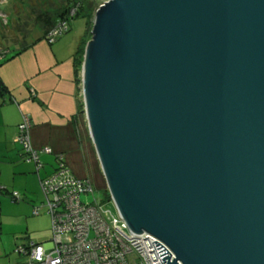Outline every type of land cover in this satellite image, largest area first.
Segmentation results:
<instances>
[{
	"label": "water",
	"instance_id": "water-1",
	"mask_svg": "<svg viewBox=\"0 0 264 264\" xmlns=\"http://www.w3.org/2000/svg\"><path fill=\"white\" fill-rule=\"evenodd\" d=\"M81 64L106 189L166 264H264V0H107Z\"/></svg>",
	"mask_w": 264,
	"mask_h": 264
},
{
	"label": "crops",
	"instance_id": "crops-1",
	"mask_svg": "<svg viewBox=\"0 0 264 264\" xmlns=\"http://www.w3.org/2000/svg\"><path fill=\"white\" fill-rule=\"evenodd\" d=\"M13 3L0 0V12L6 17L5 23L0 20V47L8 50V58L0 64V81L7 89L0 98V193L11 200L13 190L40 191L38 178L53 172L58 155L76 177L106 189L86 118L79 108L77 47L60 41L61 37L49 44L41 17L45 12L34 8L29 22L21 17L23 5L21 11L20 5ZM51 19L54 24L58 17ZM23 115L31 120L28 134L32 147L51 150L39 153L43 166L38 173L33 162L24 160L16 140ZM23 199L29 200L26 195Z\"/></svg>",
	"mask_w": 264,
	"mask_h": 264
},
{
	"label": "built area",
	"instance_id": "built-area-1",
	"mask_svg": "<svg viewBox=\"0 0 264 264\" xmlns=\"http://www.w3.org/2000/svg\"><path fill=\"white\" fill-rule=\"evenodd\" d=\"M75 8L47 29L45 40L51 44L70 27ZM4 16V15H3ZM7 49H0V60L7 55ZM83 112V109H82ZM31 120L22 116L17 125L16 140L21 145L23 157L35 164V170L43 166L39 153H51L48 147L34 149L29 139ZM43 202L33 207L32 214L38 215L45 208L51 220V237L44 242L28 241L15 251L24 256L18 264H166L161 263L152 244L160 243L154 236L133 232L116 209L110 196L105 203L93 197L82 199V194L93 192L88 179L76 177L65 164L62 156H56V167L52 173L38 178ZM1 190V189H0ZM18 201L17 192L10 195ZM112 204L115 211L106 207Z\"/></svg>",
	"mask_w": 264,
	"mask_h": 264
},
{
	"label": "rangeland",
	"instance_id": "rangeland-1",
	"mask_svg": "<svg viewBox=\"0 0 264 264\" xmlns=\"http://www.w3.org/2000/svg\"><path fill=\"white\" fill-rule=\"evenodd\" d=\"M12 1L14 2L13 5H23V8L20 5V9H23V11L21 9V17L29 20V22L30 18L33 16L34 8L43 10L45 13L50 14L51 17H56L58 12L67 4V0ZM100 1L105 2L107 0ZM3 15L4 14L0 12V20L5 23L6 17ZM87 19L85 13H82L71 20L69 31L61 35L60 41L64 39V42L71 43L73 47H77L79 42L86 38ZM0 49L5 48L0 47ZM79 77H81V75H79ZM79 91L82 102L81 79L79 82ZM51 171L48 172V174H50ZM104 190L103 187L94 185L92 193H88L87 195L82 194L81 197L85 201H91L94 197L98 202L105 203L106 196ZM11 192L18 193V201H11L8 197L0 193V264H18L23 261L24 256L16 252L15 249L18 245L26 242L27 239L42 243L51 237V220L46 209L43 208L38 215L32 214L33 207L40 206L43 202L42 192L35 191L33 194L24 190H13ZM23 195H26L29 200H24ZM106 207L115 211L112 204L106 203Z\"/></svg>",
	"mask_w": 264,
	"mask_h": 264
},
{
	"label": "trees",
	"instance_id": "trees-1",
	"mask_svg": "<svg viewBox=\"0 0 264 264\" xmlns=\"http://www.w3.org/2000/svg\"><path fill=\"white\" fill-rule=\"evenodd\" d=\"M103 2L104 1H100V0H67V4L65 5V7L62 10H60L58 12V14L56 15L58 17V19L62 18L69 12V10L71 8H75V15L71 18V20L76 18L78 15H81L82 13H85V15L88 18L87 22H86V38L79 42V44H78V46H77V48L75 50V73L77 75V84H79V82H80L79 75H81L80 74L81 73V64H82V60H83L85 44L91 37L90 30L92 28L94 13H95L96 9ZM42 16H43L44 23L46 24V28L48 29L49 27H51L53 25L52 22H54V21L51 19L52 17L50 16V14L44 13L43 15H41V17ZM71 20H70V22H71ZM69 29H70V27H69ZM7 58H8V56L5 55L0 60V64ZM6 93H7V89L2 84V82L0 81V98H3V96ZM79 108H80V110H82V108H83L82 102H80ZM104 194L106 196V200L105 201H109L110 200V195H109L107 189L104 190Z\"/></svg>",
	"mask_w": 264,
	"mask_h": 264
}]
</instances>
